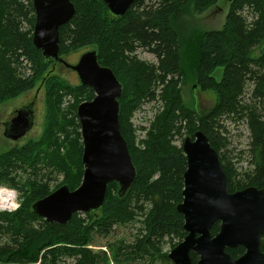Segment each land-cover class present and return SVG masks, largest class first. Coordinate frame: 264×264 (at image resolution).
<instances>
[{"label":"trees","instance_id":"trees-1","mask_svg":"<svg viewBox=\"0 0 264 264\" xmlns=\"http://www.w3.org/2000/svg\"><path fill=\"white\" fill-rule=\"evenodd\" d=\"M70 1L75 13L59 28V54L95 49L100 65L109 67L120 82L119 128L135 178L122 197L117 184L110 183L98 211L75 213L66 224L49 223L31 211L36 200L60 185L73 190L80 184L82 138L76 108L94 93L52 74L55 63L45 60L32 43V0H0V104L39 83L45 87L47 109L38 141L0 153V185L19 192L17 209L0 213V264H99L98 252L91 249L94 237L108 236L116 225L136 219L141 222L139 234L130 243H117L116 264L154 259L172 264L162 244L177 239L173 248L186 235L176 206L182 200L187 159L176 139L193 138L201 130L218 154L229 192L264 186V57L259 53L264 45V0H229L222 28L196 38L198 57L192 67L184 62V25L220 0H134L120 17L112 16L101 0ZM139 48L154 55L156 62L139 59ZM216 68L223 69L220 81L213 76ZM188 81L217 93L219 100L211 111L199 115L184 104L181 87ZM69 96L73 101L62 106ZM149 101L160 102L163 109L148 126H140L145 134L137 140L130 117ZM224 118L243 120L249 130L244 170L222 151ZM54 174L62 180L52 188ZM218 229L216 222L210 234ZM259 248L264 253V235ZM226 252L235 259L244 248ZM190 257L195 264L196 254Z\"/></svg>","mask_w":264,"mask_h":264},{"label":"water","instance_id":"water-1","mask_svg":"<svg viewBox=\"0 0 264 264\" xmlns=\"http://www.w3.org/2000/svg\"><path fill=\"white\" fill-rule=\"evenodd\" d=\"M114 17L124 15L134 0H101ZM34 24L32 43L45 60L60 63L76 73L78 83L92 89L91 100L77 105L82 138V179L70 190L60 185L31 205V211L49 223L66 224L75 213L98 211L107 187L114 182L118 196L126 194L135 178V167L118 121L121 84L113 71L100 65L97 52L82 53L70 64L60 56L59 28L75 13L70 0H32ZM259 53L264 57V45ZM31 104L23 106L4 123V136L16 140L33 126ZM181 149L187 159L183 174L182 200L176 210L183 216L186 235L167 254L172 264H264L259 240L264 235V186H248L229 192L226 175L208 137L196 130L186 136ZM219 222L218 232L210 229ZM241 246L244 253L232 258L226 248Z\"/></svg>","mask_w":264,"mask_h":264},{"label":"rangeland","instance_id":"rangeland-1","mask_svg":"<svg viewBox=\"0 0 264 264\" xmlns=\"http://www.w3.org/2000/svg\"><path fill=\"white\" fill-rule=\"evenodd\" d=\"M229 0H220L216 5L212 6L202 14H193L188 18L187 23L184 25L186 27L183 31L185 32V40L188 41L184 43V62L189 66H195L197 61V50H196V38L201 32L209 30H218L221 29L224 22L225 16L228 11ZM195 29V30H194ZM183 32V33H184ZM89 47L81 48L75 52L69 53L68 55L62 56V58L70 64L77 62L79 56L85 51L90 50ZM258 53V51L256 50ZM136 55L139 59L156 62V58L151 53L147 52L144 49H137ZM222 68H216L213 72V76L217 81H220L222 78ZM53 75L61 76L67 82L71 84H77L78 78L75 72L70 71L62 64L58 63L53 69ZM195 81H188V83L182 85V98L184 104L190 109L196 111L199 115L208 113L213 109V107L218 103V95L214 90H202L196 84ZM247 89L249 85H247ZM248 97L246 93L244 98ZM70 101V102H69ZM73 101L71 96L67 97L63 102L64 107H67ZM32 105L33 109V127L26 132V134L20 136L16 140L8 139L4 136V123L13 116L14 112L22 108L24 105ZM163 109L160 102H144L139 109H137L130 117V122L133 128L136 129V139L140 140L144 136L145 131L140 130V126H148L150 120L154 115ZM46 104H45V87L40 84L28 90L19 96L8 99L0 104V153L7 151L8 149L14 146H22L30 140L38 141L41 138L44 126H45V117H46ZM223 128L220 130L221 137L225 138V147L222 149L227 160H230L234 166L239 170H244L248 167V142H249V130L243 120L233 119V118H224L222 120ZM182 139L178 138L174 141L175 145L181 146ZM53 180H51V187L53 188L55 184L59 183L62 180L61 175L54 174ZM7 187L5 185H0V188ZM11 188V187H7ZM15 191L17 200L19 192ZM18 203V202H17ZM140 218V217H137ZM141 227V222L139 219H136L133 223L128 225H116L111 234L108 236H95L94 242L91 246V249L95 252H98L100 256L99 264H116L114 261V252L117 243L122 245L127 244L135 240L139 234ZM177 239L171 240V242L164 241L162 244V253H167L172 248L173 243ZM67 262L70 260L67 259ZM134 264H137V261H134ZM146 264H161L158 259H154L150 263Z\"/></svg>","mask_w":264,"mask_h":264},{"label":"built area","instance_id":"built-area-1","mask_svg":"<svg viewBox=\"0 0 264 264\" xmlns=\"http://www.w3.org/2000/svg\"><path fill=\"white\" fill-rule=\"evenodd\" d=\"M0 192L4 193L8 197L7 200L9 202V205L7 207L0 206V213L1 212H12V211L16 210L19 203H17L18 200H17L16 194H15V191L11 188H7V187L2 188L1 187ZM9 192H11V196H8Z\"/></svg>","mask_w":264,"mask_h":264},{"label":"bare ground","instance_id":"bare-ground-1","mask_svg":"<svg viewBox=\"0 0 264 264\" xmlns=\"http://www.w3.org/2000/svg\"><path fill=\"white\" fill-rule=\"evenodd\" d=\"M6 196L4 193L0 192V197ZM9 205V202L7 199H0V206L7 207Z\"/></svg>","mask_w":264,"mask_h":264},{"label":"clouds","instance_id":"clouds-1","mask_svg":"<svg viewBox=\"0 0 264 264\" xmlns=\"http://www.w3.org/2000/svg\"><path fill=\"white\" fill-rule=\"evenodd\" d=\"M8 196H11V192L8 193ZM7 196L0 197V199H7Z\"/></svg>","mask_w":264,"mask_h":264},{"label":"flooded vegetation","instance_id":"flooded-vegetation-1","mask_svg":"<svg viewBox=\"0 0 264 264\" xmlns=\"http://www.w3.org/2000/svg\"><path fill=\"white\" fill-rule=\"evenodd\" d=\"M56 64H58V63H56ZM56 64H55V65H56ZM75 74H76V73H75ZM24 106H25V105H24ZM31 107H32V106H31ZM32 110H33V109H32ZM15 114H16V111L14 112L13 116H14ZM13 116H12V117H13ZM12 117H11V118H12ZM11 118H10V119H11ZM33 124H34V120H33ZM32 127H33V126H32ZM32 127H31V128H32Z\"/></svg>","mask_w":264,"mask_h":264}]
</instances>
